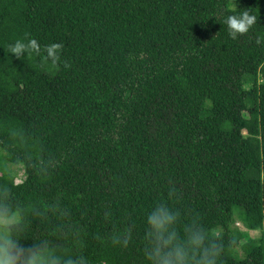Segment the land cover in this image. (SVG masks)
<instances>
[{
	"label": "trees",
	"instance_id": "16d2710c",
	"mask_svg": "<svg viewBox=\"0 0 264 264\" xmlns=\"http://www.w3.org/2000/svg\"><path fill=\"white\" fill-rule=\"evenodd\" d=\"M158 206L264 264V0H0V242L148 264Z\"/></svg>",
	"mask_w": 264,
	"mask_h": 264
},
{
	"label": "clouds",
	"instance_id": "9594fccd",
	"mask_svg": "<svg viewBox=\"0 0 264 264\" xmlns=\"http://www.w3.org/2000/svg\"><path fill=\"white\" fill-rule=\"evenodd\" d=\"M224 23L227 25L229 35L236 39L257 23V16L250 10L236 15H230ZM35 47V41L32 42ZM27 46L17 43L12 47V54L19 57L25 53ZM145 258L148 264H217L219 248L208 240L203 231L197 228L187 229L183 238L175 230L177 216L167 207L158 206L146 216ZM127 244V240H124ZM60 264L54 256H46L41 251H31L24 254L16 250L8 239L0 242V264ZM64 264H84L83 259L74 262L71 259Z\"/></svg>",
	"mask_w": 264,
	"mask_h": 264
},
{
	"label": "rangeland",
	"instance_id": "374dc122",
	"mask_svg": "<svg viewBox=\"0 0 264 264\" xmlns=\"http://www.w3.org/2000/svg\"><path fill=\"white\" fill-rule=\"evenodd\" d=\"M6 166L10 169L13 170V172L16 173V178H15V181L16 183H20L23 179H24V175H23V172H24V169H23V166L21 165L20 167H16V166H13L9 163H6ZM17 221V216L15 217H12V218H5V219H2L1 222L2 223H6V224H11V223H15ZM235 227H237L239 230L241 231H244L246 234H247V237L249 239H257L261 236V232L260 231H256V230H247L244 225L242 224L241 220L236 218L235 220ZM246 237V238H247ZM242 243L245 241V239L241 240ZM238 254L239 255H242L243 254V251L242 249H238Z\"/></svg>",
	"mask_w": 264,
	"mask_h": 264
}]
</instances>
